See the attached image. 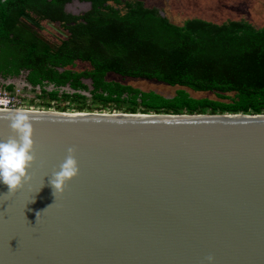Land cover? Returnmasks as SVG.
Segmentation results:
<instances>
[{
  "label": "water",
  "instance_id": "1",
  "mask_svg": "<svg viewBox=\"0 0 264 264\" xmlns=\"http://www.w3.org/2000/svg\"><path fill=\"white\" fill-rule=\"evenodd\" d=\"M24 110L36 159L0 195V264H264V113Z\"/></svg>",
  "mask_w": 264,
  "mask_h": 264
},
{
  "label": "trees",
  "instance_id": "2",
  "mask_svg": "<svg viewBox=\"0 0 264 264\" xmlns=\"http://www.w3.org/2000/svg\"><path fill=\"white\" fill-rule=\"evenodd\" d=\"M71 1L0 0V74L27 71V82L41 86L30 102L62 111L264 113V26L202 18L176 24L143 0H81L92 8L74 15L65 10ZM43 20L60 23L66 38H43ZM112 73L175 90H144L110 79Z\"/></svg>",
  "mask_w": 264,
  "mask_h": 264
},
{
  "label": "rangeland",
  "instance_id": "3",
  "mask_svg": "<svg viewBox=\"0 0 264 264\" xmlns=\"http://www.w3.org/2000/svg\"><path fill=\"white\" fill-rule=\"evenodd\" d=\"M145 7L157 9L160 14L169 18L176 24H182L187 19L202 18L212 21L214 23H224L229 20H248L257 27L264 26V0H143ZM121 7V6H119ZM92 8L91 3L88 1L73 0L65 5V10L74 15H80ZM40 32L42 37L53 42L60 43L61 40L66 38V30L58 22H50L47 20L41 21ZM87 64L79 63L78 69H84ZM28 72L24 71L19 76L5 77L0 74L1 82L8 81H21L25 80ZM110 79L121 80L125 83L132 84L133 86L140 87L144 90L155 89L162 92L165 95H171L174 93V88H170L165 84L156 82L155 80L144 79H132L122 78L114 73L109 75ZM87 84L91 81L84 80ZM85 92V91H84ZM83 92V93H84ZM197 97H210L215 98L213 93L209 92H194ZM31 98L29 99V105L23 109H41V110H59L56 107V103H53L51 108L42 106L40 100L30 102L35 96L30 92ZM32 105L33 108L29 106ZM70 112H77L79 110H66ZM85 110L82 112H87ZM90 112H117V111H99L92 110Z\"/></svg>",
  "mask_w": 264,
  "mask_h": 264
},
{
  "label": "clouds",
  "instance_id": "4",
  "mask_svg": "<svg viewBox=\"0 0 264 264\" xmlns=\"http://www.w3.org/2000/svg\"><path fill=\"white\" fill-rule=\"evenodd\" d=\"M5 118L8 119L14 135L0 139V184L8 188L6 193L0 195L14 193L22 187L25 181L30 179L28 169L36 159L31 114L24 109H16L9 112ZM74 151L73 148L68 149L69 155L62 161L58 170L53 171L49 177L55 196L57 193H62L66 183L79 172ZM207 259L209 262L214 260L212 256Z\"/></svg>",
  "mask_w": 264,
  "mask_h": 264
},
{
  "label": "built area",
  "instance_id": "5",
  "mask_svg": "<svg viewBox=\"0 0 264 264\" xmlns=\"http://www.w3.org/2000/svg\"><path fill=\"white\" fill-rule=\"evenodd\" d=\"M27 87H19L15 85L13 91H8L0 87V109H23L28 107L31 98ZM33 108L32 105L29 106Z\"/></svg>",
  "mask_w": 264,
  "mask_h": 264
},
{
  "label": "flooded vegetation",
  "instance_id": "6",
  "mask_svg": "<svg viewBox=\"0 0 264 264\" xmlns=\"http://www.w3.org/2000/svg\"><path fill=\"white\" fill-rule=\"evenodd\" d=\"M25 80H26V77H25ZM28 83H29V82H28ZM2 84H7V83H6V82L4 83V82H1V81H0V87H2ZM29 84H30V83H29ZM7 85H10V84H7ZM39 86H40V85H39ZM39 86H34V87H35V89H37V90H40V89H41V87H40V88H38ZM47 88H48V89H49V88H52V89H54V86H53V85H51V86H48ZM35 89L31 91V93H32L34 96H36V95L38 94V93L36 92V90H35ZM52 89H50V90H52ZM28 94H30V93H28Z\"/></svg>",
  "mask_w": 264,
  "mask_h": 264
}]
</instances>
